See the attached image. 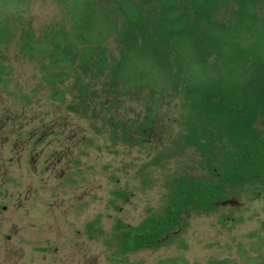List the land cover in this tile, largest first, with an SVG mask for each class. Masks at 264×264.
Instances as JSON below:
<instances>
[{
	"label": "rangeland",
	"instance_id": "rangeland-1",
	"mask_svg": "<svg viewBox=\"0 0 264 264\" xmlns=\"http://www.w3.org/2000/svg\"><path fill=\"white\" fill-rule=\"evenodd\" d=\"M84 1L0 0V26L16 29L0 51V264H264V176L226 191L230 202L212 212H191L170 243L119 251L118 221L160 213L180 176L214 181L209 167L231 146L187 143L182 93L127 91L108 70L83 76L85 98L71 78L58 86L64 102L53 100L46 60L23 55L21 37L71 30ZM116 1L102 4L121 23ZM236 7L213 20L228 22ZM106 50L110 62L118 57L115 37Z\"/></svg>",
	"mask_w": 264,
	"mask_h": 264
},
{
	"label": "trees",
	"instance_id": "trees-1",
	"mask_svg": "<svg viewBox=\"0 0 264 264\" xmlns=\"http://www.w3.org/2000/svg\"><path fill=\"white\" fill-rule=\"evenodd\" d=\"M231 3L237 6L231 20L216 23L213 14ZM115 4L121 23L102 0H85L71 30L62 26L39 37L28 30L21 37L23 55L46 60L44 82L55 91L52 99L64 102L58 86L71 78L85 98L83 76L99 78L108 70L110 84H122L127 91L182 93L191 109L187 143L203 151H212L216 142L231 146H220L227 148L224 159L217 168L209 167L214 181L180 176L160 213L135 226L117 222L119 251L128 254L170 243L191 212H212L227 199L226 191L264 176V16L259 13L264 0ZM15 37L12 25L0 26V51ZM112 37L119 51L110 62L106 43Z\"/></svg>",
	"mask_w": 264,
	"mask_h": 264
},
{
	"label": "water",
	"instance_id": "water-1",
	"mask_svg": "<svg viewBox=\"0 0 264 264\" xmlns=\"http://www.w3.org/2000/svg\"><path fill=\"white\" fill-rule=\"evenodd\" d=\"M228 202H230V201L220 202L219 204H220V205H223V204L228 203Z\"/></svg>",
	"mask_w": 264,
	"mask_h": 264
},
{
	"label": "flooded vegetation",
	"instance_id": "flooded-vegetation-1",
	"mask_svg": "<svg viewBox=\"0 0 264 264\" xmlns=\"http://www.w3.org/2000/svg\"><path fill=\"white\" fill-rule=\"evenodd\" d=\"M225 201H229V200L226 199Z\"/></svg>",
	"mask_w": 264,
	"mask_h": 264
}]
</instances>
